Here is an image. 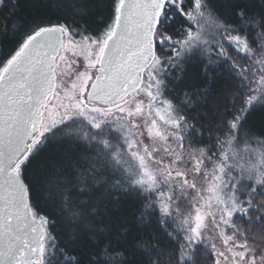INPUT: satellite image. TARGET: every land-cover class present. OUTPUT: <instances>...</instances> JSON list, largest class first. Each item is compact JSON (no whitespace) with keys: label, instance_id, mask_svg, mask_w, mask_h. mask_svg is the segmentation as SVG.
Returning <instances> with one entry per match:
<instances>
[{"label":"snow or ice","instance_id":"obj_1","mask_svg":"<svg viewBox=\"0 0 264 264\" xmlns=\"http://www.w3.org/2000/svg\"><path fill=\"white\" fill-rule=\"evenodd\" d=\"M7 2L0 264H200L201 252L264 264V0H225L228 16L211 0H105L94 26L57 16L14 30ZM90 2L66 7L88 15ZM54 143L74 145V163L41 170ZM153 222L168 244L133 235Z\"/></svg>","mask_w":264,"mask_h":264},{"label":"trees","instance_id":"obj_2","mask_svg":"<svg viewBox=\"0 0 264 264\" xmlns=\"http://www.w3.org/2000/svg\"><path fill=\"white\" fill-rule=\"evenodd\" d=\"M249 7H252L253 3H259V0H247ZM69 4V0H18L17 9H16V18H13L12 22V30L20 29L21 22L24 24H28L33 18L39 20L40 18H44L46 20L50 19L55 22L57 16H66L70 22H76L83 24L85 21L94 26L93 21L96 19V13H101L106 11V3L105 0H91L88 5V15H80L79 13L82 11L76 4H71L72 10H74L77 14L72 15L66 5ZM211 4L214 8L219 10L223 15L228 16L230 10L227 7H224L225 0H211ZM11 7V4L5 0V6L0 9V20L8 14V10ZM259 11V9H256ZM11 38V30L10 37L0 40V45L7 47L9 45V39ZM240 63H243L240 61ZM200 72V67L197 64H189L187 67V79L191 80L198 76ZM219 75V74H218ZM227 81V77L220 76V78L216 82V89L224 85ZM211 105L212 101L209 100L207 102ZM202 111V109H200ZM197 113L189 112V115L195 116ZM256 134H259L260 124L259 121H253ZM207 132L205 133V138L207 139ZM264 139V137H262ZM255 145L253 143L251 146ZM204 146V145H201ZM78 154V150L74 145L71 144H59L54 143L52 146L46 148L44 152L41 154L39 158V167L41 170H46L49 166L53 167L56 171H59L61 167H70L74 161L73 156ZM35 191H40L39 186H36ZM47 195V193H46ZM136 203L135 197H125L123 200V204L125 207L131 208ZM55 213V209H51ZM124 219L132 224H135L133 220L132 213L129 212L125 215ZM162 223V222H161ZM242 226H247L246 221L241 222ZM60 230L59 228L57 229ZM139 234L147 238V236L153 237V242H155L156 237H160V242L164 244H168L167 239L164 237L163 232L159 228V224L156 222L153 223H145L144 225H139L138 227L133 228V235ZM66 241L68 240L67 234L63 237ZM77 249L75 255L81 256L83 258V254L94 251L91 243L87 240H82V242H78L76 245L72 246ZM171 247V245H169ZM200 264H207V258L203 254L200 253L199 256Z\"/></svg>","mask_w":264,"mask_h":264},{"label":"rangeland","instance_id":"obj_3","mask_svg":"<svg viewBox=\"0 0 264 264\" xmlns=\"http://www.w3.org/2000/svg\"><path fill=\"white\" fill-rule=\"evenodd\" d=\"M243 62V61H242ZM251 147H253V148H257V149H259V146L258 145H253V146H251ZM253 162H256V163H259V161L258 160H256V161H253Z\"/></svg>","mask_w":264,"mask_h":264}]
</instances>
